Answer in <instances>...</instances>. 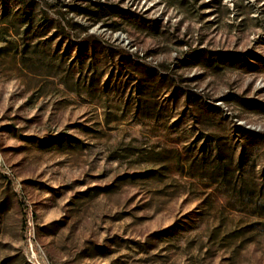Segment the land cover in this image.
<instances>
[{"label":"rangeland","instance_id":"rangeland-1","mask_svg":"<svg viewBox=\"0 0 264 264\" xmlns=\"http://www.w3.org/2000/svg\"><path fill=\"white\" fill-rule=\"evenodd\" d=\"M0 264H264V0H0Z\"/></svg>","mask_w":264,"mask_h":264}]
</instances>
